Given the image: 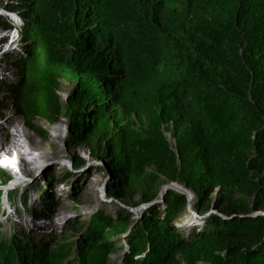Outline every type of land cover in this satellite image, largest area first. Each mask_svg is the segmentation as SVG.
Instances as JSON below:
<instances>
[{
  "label": "trees",
  "instance_id": "1",
  "mask_svg": "<svg viewBox=\"0 0 264 264\" xmlns=\"http://www.w3.org/2000/svg\"><path fill=\"white\" fill-rule=\"evenodd\" d=\"M0 8L20 23L17 78L5 91L32 128L45 134L34 119L63 118L66 147L87 145L105 161L108 197L138 192L131 203H147L177 181L195 212H217L183 235L172 223L187 197L169 190L161 210L149 205L128 231L118 209L74 221L71 241L0 235V264H115L108 255L124 233L122 264H264V0H7ZM61 80L72 86L64 100ZM10 179L0 168V185Z\"/></svg>",
  "mask_w": 264,
  "mask_h": 264
},
{
  "label": "rangeland",
  "instance_id": "2",
  "mask_svg": "<svg viewBox=\"0 0 264 264\" xmlns=\"http://www.w3.org/2000/svg\"><path fill=\"white\" fill-rule=\"evenodd\" d=\"M5 1L7 0H0L3 3ZM0 18L5 19L10 25V28H6L3 23H0V103H2L0 155L4 153L2 150L10 140L8 136L4 137V128H1L8 127L9 124L6 123L8 118H11L16 126L20 124L21 130L18 128L16 144H19L17 146L25 158L30 159L27 156V150L31 145L39 144L42 151L45 152V158L31 160L32 164L25 171H22L19 164L13 163L12 157H10L12 160L9 158L11 161H8V157L5 155L0 156V168L11 177L6 184L0 185L2 192L0 235L7 238L11 235H24L28 241L37 242L40 238L51 233L55 239L71 241L78 235V232L74 234L70 230V224L74 221L82 226L97 211L114 215L118 209L126 211L127 231L133 229L148 207L145 203L137 205L131 203V201L139 200V193H135L131 201L125 202L106 196L111 176L105 161L91 154L87 145L77 148L66 147L67 128L63 118L56 123H50L41 118L34 119L32 124L46 132L40 134L26 122L22 115L14 110L10 100L11 94L5 91V85L12 83L17 78L14 60L18 58L19 54L16 30L20 23L15 13H9L4 8H0ZM71 87L70 83L61 80L58 90L61 100H64ZM55 127L60 131L56 132ZM26 134L30 136V140L27 139ZM165 136L172 144L173 140L169 134L165 133ZM77 156L83 160V163L75 167L72 158ZM48 173H52L53 178L48 179ZM161 186L154 198L157 200L155 204H159V210H161L164 200V197L160 199ZM169 190H174V188H168L167 191ZM9 193L10 198H8ZM192 198L189 200L190 202H192ZM46 209L47 211L49 209V213L51 212L49 217L42 214ZM192 211L194 210L192 209ZM211 213L217 212L213 208L203 214L195 212L192 215L186 211L184 215L189 214L188 219L183 223L182 216L179 215L172 225L181 227V233L186 235L191 230L202 226V218H198V216L207 217ZM125 234L114 239L116 241L115 249L108 255L109 261L115 262V264H122L121 256L127 249ZM199 264L205 263L199 262Z\"/></svg>",
  "mask_w": 264,
  "mask_h": 264
},
{
  "label": "bare ground",
  "instance_id": "3",
  "mask_svg": "<svg viewBox=\"0 0 264 264\" xmlns=\"http://www.w3.org/2000/svg\"><path fill=\"white\" fill-rule=\"evenodd\" d=\"M6 123L9 124L8 127H1V128H4L3 129V131H4L3 134H5L4 137L7 138V136H8V138L10 137V140L8 141L5 149L2 150L4 153L1 154V155H5L6 157H8V159H7L8 161H11L12 159L10 157H12L13 158V160H12L13 163L14 164H16V163L19 164L21 169H22V171H25L26 169H28V167H30V164H32L31 160H33V161L35 160L36 161V158H45V152L42 151V149H41L39 144L31 145L28 148V150H27V156L30 159L28 160L27 158H25L24 155L20 152L19 147L17 146L19 144H16V141L18 140L19 129L21 130L20 124H18L17 126L14 125L13 121L11 120V118H8ZM15 127H17V128H15ZM55 129H56V132L60 131L59 128L55 127ZM26 137H27L28 140H30V136L29 135L26 134ZM188 217H189V214H186V215H184L182 217L183 223L185 222L186 219H188Z\"/></svg>",
  "mask_w": 264,
  "mask_h": 264
},
{
  "label": "water",
  "instance_id": "4",
  "mask_svg": "<svg viewBox=\"0 0 264 264\" xmlns=\"http://www.w3.org/2000/svg\"><path fill=\"white\" fill-rule=\"evenodd\" d=\"M168 188H174V190L175 191H177V192H180V193H183V194H185L186 195V197H187V204H186V211L188 212V213H191V214H195V212L194 211H192V209H191V202L189 201L191 198H192V193L189 191V190H187L182 184H180L179 182H177V181H169V182H166V183H164L162 186H161V192H160V199H163V197H164V195H165V193L167 192V189ZM166 189V190H165ZM157 200L156 199H153V200H151V201H149V202H147V203H145L146 205H151V204H154L155 202H156ZM256 213H258V214H263L262 212H253V213H251L250 215H255ZM200 217H202V216H198V218H200Z\"/></svg>",
  "mask_w": 264,
  "mask_h": 264
}]
</instances>
